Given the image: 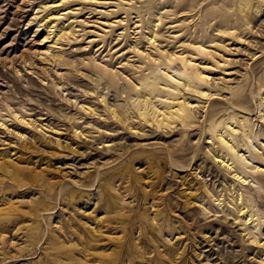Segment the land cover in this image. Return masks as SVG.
Segmentation results:
<instances>
[{
	"label": "rangeland",
	"instance_id": "rangeland-1",
	"mask_svg": "<svg viewBox=\"0 0 264 264\" xmlns=\"http://www.w3.org/2000/svg\"><path fill=\"white\" fill-rule=\"evenodd\" d=\"M0 264H264V0H0Z\"/></svg>",
	"mask_w": 264,
	"mask_h": 264
}]
</instances>
